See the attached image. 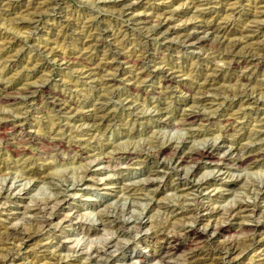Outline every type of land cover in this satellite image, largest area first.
I'll list each match as a JSON object with an SVG mask.
<instances>
[{
  "label": "rangeland",
  "instance_id": "1",
  "mask_svg": "<svg viewBox=\"0 0 264 264\" xmlns=\"http://www.w3.org/2000/svg\"><path fill=\"white\" fill-rule=\"evenodd\" d=\"M23 227L38 234L7 235ZM95 248L264 264V0H0V258L92 264Z\"/></svg>",
  "mask_w": 264,
  "mask_h": 264
},
{
  "label": "bare ground",
  "instance_id": "2",
  "mask_svg": "<svg viewBox=\"0 0 264 264\" xmlns=\"http://www.w3.org/2000/svg\"><path fill=\"white\" fill-rule=\"evenodd\" d=\"M170 18L169 17H163L162 19H160L159 21V27L163 26ZM186 41H188L189 43L192 41L194 42V40L196 41L197 39H201V37L197 36L196 34H186L185 37ZM236 43V42H235ZM235 45V44H234ZM233 47V46H232ZM251 53V52H250ZM185 119H188V117H186ZM2 121V120H1ZM54 141V140H53ZM59 142V141H58ZM206 148V147H204ZM212 149V148H211ZM208 150V149H207ZM199 149L197 150H192L188 153V157H193L196 153L198 152ZM203 151V150H202ZM248 151H252L251 148H248ZM132 154V152H129ZM209 153V152H208ZM255 153V152H254ZM187 154V153H185ZM211 155V154H209ZM250 155V154H249ZM253 155V154H252ZM124 156L121 155L120 158H122ZM184 159V158H183ZM249 159V158H248ZM244 206H246L244 203L239 202L237 205V208L235 210H233L232 212H235L237 210L242 209ZM231 211V210H230ZM32 212H34L33 216H31L32 220H37L40 222H46L48 220V218L46 217V214L44 212L41 211V209H33ZM39 213H41L42 215H38ZM38 215V216H37ZM32 224V223H31ZM246 225V224H245ZM219 229V228H218ZM241 229L243 230H249V231H255L257 229L256 225H251V226H243L241 227ZM216 231V230H215ZM195 231H193L192 229H190V227H183L182 228V232L181 234L186 235V234H193ZM200 233V232H199ZM246 233V232H245ZM37 231H34V229L32 228H14L12 230H8V236H12L13 238H19V239H23V238H30L33 239L36 237L37 235ZM179 234V235H181ZM197 234V233H196ZM6 235V236H7ZM203 235V234H202ZM248 235V234H247ZM254 234L252 233V235H250V237H246L244 240H233V241H229L226 244H224L221 247H216V248H212V247H208V245H204L202 246L200 249H198L197 251H194L191 254V258H200L202 256H210V257H223L224 254L226 255L228 252L230 251H234V250H238V249H242L243 247H245L247 244H251L253 242H255L256 238L253 236ZM174 237H179L174 235ZM18 239V240H19ZM179 239V238H178ZM195 239V238H194ZM242 239V237L240 238ZM13 240V239H12ZM4 241V240H3ZM23 241V240H22ZM172 245V244H171ZM248 246V245H247ZM176 248V247H175ZM105 248H95L90 254V258L91 261L93 260L94 262L92 264H95L96 261L97 263L100 261L98 260V258L103 255L104 253H106V251L104 250ZM171 250H173V247L171 248ZM169 250L168 252L165 253V259H167V261H170V258L172 257V253L173 251ZM99 256V257H98ZM3 258H7L6 256H4ZM3 258H0V264H4V260ZM103 261V259H101ZM104 261H107V259H105ZM98 263V264H99ZM91 264V263H89Z\"/></svg>",
  "mask_w": 264,
  "mask_h": 264
}]
</instances>
